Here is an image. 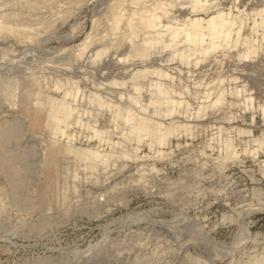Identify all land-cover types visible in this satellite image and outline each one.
Listing matches in <instances>:
<instances>
[{"label": "rangeland", "instance_id": "rangeland-1", "mask_svg": "<svg viewBox=\"0 0 264 264\" xmlns=\"http://www.w3.org/2000/svg\"><path fill=\"white\" fill-rule=\"evenodd\" d=\"M39 1L36 10L31 8L26 10L27 5L21 8L12 4L7 6L20 8H18L20 12L18 18L21 19L18 22L24 20L25 23L34 24L33 26L40 21L49 23L46 29H40L39 35L34 36L31 43L17 40V36L13 33L0 36V71L2 70L3 76L13 78L21 77L23 73L24 75L32 73L41 80V89L54 96H60L61 93L59 90H54L52 83L56 80L53 79L56 77L63 82L68 77L71 80H78L79 88L86 93L98 89L102 96L111 101L129 104L126 97L132 91H126L127 85L113 86V88L111 86L113 91L104 86L113 77L118 78L119 81L127 80L122 79L120 73H117L119 70L110 64L112 58H120L121 54L108 53L106 57L110 60L109 63L100 61L95 65H91L84 56L82 59L75 56L78 48L76 45L82 43L84 38L89 37L94 41L98 38L97 35L100 37L101 32L104 34L107 24V20L104 21V18L107 19L105 9L109 1ZM171 1L175 3L171 12L176 15L178 22H181L189 14L185 13L182 9L183 5L177 3V0ZM216 1L218 7L226 11L231 10L237 19L239 17L240 20H237L239 23L234 28H238L237 30L242 33L241 37L252 39L257 48L255 47L256 49L250 52L247 58L237 56L238 51H243L242 44H238L237 47L219 48L210 58L201 60L197 64L171 60L169 50L164 49L159 53L164 59L160 63L167 73L174 74L178 79L181 77L179 80L187 85L189 91H184L182 96L191 107H195L197 102L205 99L203 96L208 93L205 88L209 86L215 87L214 93L213 89H210V93L213 94L211 93L208 99L211 100L215 98L217 89L232 88L240 89L242 92L233 97L228 93L229 91H225L226 103L214 109L208 108L205 117L199 120L188 121L199 126L194 127L192 133H179V138L178 135H174L166 145L160 147H148V139L138 144L131 141L126 144V148L139 157L132 156L133 159L119 157V160L116 158L117 160L107 165L108 167L102 170L101 167L95 169L96 172L87 170L84 173L83 170H79V179L75 180V184L78 185L76 191L72 187V179L67 180L70 188L66 193L65 207L70 206L68 211L59 200H54L50 208H47L48 201L45 202L43 193L47 181H44L43 175L36 178L35 172L31 173L28 178L30 184L25 191L26 195L32 198V201L27 203L31 207L30 210L20 209L9 201V197L4 196V200L8 202L5 212L0 214V264H133L134 258L141 260L149 253L153 254H149L150 256H155L156 261L142 264H185L195 259L197 264H253L252 261L258 258H263L262 264H264V112L262 114L264 38L261 40L264 27L257 25L252 29L253 22L257 19L258 23L261 19L257 10L264 11L261 10L264 8V0ZM151 2L153 1L148 0L146 4ZM21 9L23 12L20 11ZM21 15L25 16L21 17ZM96 22L98 26L95 25ZM53 23L54 25H51ZM46 34H49L46 41L36 42ZM88 50L86 55L90 53ZM50 79L52 80L49 81ZM147 93L148 91H141L143 102L148 101ZM3 101L0 103L2 117L11 119L21 115L18 108L7 104L8 101ZM229 102H232L231 105ZM80 103L87 105L85 100ZM174 114L173 119L185 121L181 113ZM177 115L179 118L176 117ZM89 116L95 119L94 115ZM89 116L86 114L83 119L87 120ZM107 117L108 113L103 109L97 113V120L94 123L110 129L111 124ZM89 119L93 122L90 117ZM234 128L239 131L238 134ZM27 129L34 128L28 126ZM70 129V134L76 136L74 142L77 145H86L89 142L91 146L98 145L99 140L96 137L89 138L88 142L82 136L86 132L91 134L89 128L86 130L84 126L72 124ZM218 129H221L220 132ZM34 130L38 133L31 137L29 134L26 135L22 143L26 142V146L35 148L36 154L33 155L34 157L30 156L29 162L33 164H31L32 168L37 169L40 167V151L47 131L42 126ZM247 130L250 134L248 132L246 134ZM110 137L113 142L122 139L120 134L118 136L117 130H113ZM144 141L145 144L142 143ZM224 141L233 142L231 144L232 149L235 147L234 157L232 156L234 159L226 156L224 158L226 153L223 149ZM101 146L109 148L106 142H102ZM134 146H137V149ZM158 149L162 151L156 154ZM241 149H244L245 153L241 152ZM219 155L220 159H217ZM220 161L223 163L221 164ZM146 169H151V175ZM139 173H144L146 178L142 183L137 180ZM51 175L55 182L57 177L55 171ZM94 179L96 181H93ZM52 184L53 192L57 193L56 184ZM33 190L35 193L27 194L28 191ZM254 190L257 195L253 193Z\"/></svg>", "mask_w": 264, "mask_h": 264}, {"label": "bare ground", "instance_id": "bare-ground-1", "mask_svg": "<svg viewBox=\"0 0 264 264\" xmlns=\"http://www.w3.org/2000/svg\"><path fill=\"white\" fill-rule=\"evenodd\" d=\"M38 1L36 0H0V36L4 34L13 33L17 36V40L20 39L21 41L25 43L26 42L31 43V40L34 39V36L39 35L41 28L46 29L48 27L49 22L48 21H44V22L37 21L38 22L37 23L33 21L34 23H37L36 26H33L34 24L33 25L29 24V22L25 23L24 20L23 22L22 20L18 22V20L21 19V18H18V16L20 15V12L18 10L19 7L14 9L15 6L13 8L12 7L8 8L7 6L9 4L17 5V6L19 5L21 8L23 5H27L26 10L28 8H31V10L32 9L36 10L35 7L37 6V4H40V1L39 2ZM71 1L73 0H70V2ZM108 1L109 2L107 6L105 5L106 6L105 10H107L106 12L107 19L104 18L105 19L104 21L107 20L106 21L107 24L105 27L106 30L104 31V34L101 32L100 37L97 35L98 38H96L94 41H92L89 37L84 38L85 40L82 43L80 42V44L76 45V47L78 46V48L76 49L75 56L80 59H82V57L84 56V58L86 57L87 61L91 65H95L97 62L100 63V61H103V62L107 61L109 63L110 60H107V57H106L108 56V53L113 54V55L121 54L122 57L120 58H117V57H115L116 59L112 58L113 64L112 63L110 64L113 65L115 69L119 70V72L117 73H120V75L122 76L121 77L122 79L125 78L127 80L119 81L118 78L116 79L113 77L111 78L112 80L104 84V86L105 88L111 89L110 88L111 86L113 88V86H124L125 87L127 85L128 88L126 91H132L129 94H127V97H126L127 100L129 101V104H122L119 102L111 101L108 98H105L104 95L102 96L100 94L101 92L99 93L98 89H97L98 92L89 91L87 92L88 93L87 94L85 91L79 88L77 84L78 80L77 81L74 79L71 80L68 77H67L68 79L65 78L66 80L63 78L65 81V82L63 81L64 83L61 82V79H58L56 77L55 79H53V80H56L55 82L53 81L52 83L54 90H57V91L59 90L61 93L60 96H54L50 93H45L41 89V85H40L41 80L37 78L38 76L36 77L32 73H29L26 75H24L25 73H23V76L21 77L10 78L8 76H3V74L1 73L2 71L1 70L0 71V103L3 100L8 101L6 103L7 104L9 103L10 106L18 108L21 112L20 113L21 115L20 116L16 115L15 117L11 119L4 118L0 115V214L5 212L6 205L8 202L7 200H4V196L9 197L10 199L9 201L15 206L19 207L20 209L23 208V210H26V211L31 209L30 205L28 206L27 203L32 201V198L31 196L26 195L25 191H26V187H28V185L30 184L28 182L30 179L28 178H30L29 176L33 172H35L36 178L37 176L39 178V176L43 175L44 181H47L43 187L45 202L48 201L47 204L49 205L47 206V208H50V205H52L54 200H59L62 203V205H64L65 207V203L67 200L66 193H67V190L70 188L67 180L72 179L71 181L72 187L76 191L78 185L75 184L76 183L75 180L79 179V176H78L79 170H83V172L87 170L95 171V169H98L100 167L102 170V168L108 167L107 165L111 164L112 162H115L116 158L118 159L119 157H121V159L123 158L130 159L129 157L136 155L135 153L134 154H132V152L130 153L126 148L127 147L126 144L131 141H135L138 144L142 140L148 139L147 141L149 145L148 147L150 148H152L153 146L160 147V146L166 145L169 142L170 138L174 135H178L179 133H182V132L192 133V130L194 129V127L198 128L199 126L197 123L191 124L188 121H192V119L199 120L205 115L206 110L208 108L214 109L215 107L226 103L225 91H229L228 93L233 97L238 96L240 94V91H241L240 89L229 88L228 90H225L219 87L221 89L216 90L218 92L215 93V98L211 100V99H208L210 94L212 93V92L210 93V89L211 90L213 89V93H214L215 87L212 88L211 86H209V88L207 87L205 88V91H208V93H206L203 96V98L205 99L201 101L200 100L201 98H200L199 99L200 101L197 102V105L195 107H191L188 101L185 100V98H183L182 96L184 94L183 93L184 91H189V88L187 87L186 84H184L183 82L179 80L181 77L178 79L177 76H174V74L170 72L167 73L162 68L163 65L160 62L164 61V59H162L159 56V53L165 49V50H169L171 54L170 55L171 60L176 59V60H181L182 62H185V63L197 64L201 60L210 58L216 49L237 47L238 44H242L244 46L243 51L241 52L238 51L237 56L247 58L248 57L247 55L250 52H252L254 49H256L257 47L255 45V42L252 39L247 38V37H241L240 34L242 33H240V31L237 30L238 28L237 29L234 28V26L236 24L238 25L239 23V22L237 23V20L239 19V17L237 19L236 15H233L231 10L226 11L225 9L218 7L216 0L214 1H211V0H177V3H180L183 5L182 9L185 10V13L189 14L181 22H178L176 15H174L171 12L172 7L175 5V3L171 0H152L153 2H151L150 4H146L148 0H108ZM46 2L44 1V3ZM56 3H55V6H56ZM62 5H64V3ZM75 6L77 7L78 5H75ZM65 7H66V4H65ZM54 8H51V9H54ZM262 9L264 8H261V10ZM23 10H24V7H23ZM20 11H22V9ZM258 12L261 15L260 16L258 14V16L261 17V19L258 18L260 19V21L258 20L259 21L258 23L256 22L257 19L256 21L253 22L252 29H255L257 25L264 27V11L257 10V13ZM64 13L62 14L63 16H64ZM51 14H52V10H51ZM25 15H21V17ZM30 15L32 17H35L32 14ZM57 15L59 14L57 13ZM27 17H28L27 19H29V16ZM59 17L61 16L59 15ZM97 23L98 22H96L95 24L96 26H98ZM241 23L239 25H241ZM92 24H94L93 21H92ZM51 25H54V23ZM96 31H100V30L96 29ZM261 35H262L261 40H263L264 31H262ZM107 36L108 38H106ZM48 38H49V34H46L42 36L41 38H38L36 42L40 43V42L46 41ZM256 40L257 39H255V41ZM87 49L90 50V51L88 50L90 52L88 55H86L88 53V52L86 53ZM76 57H75V60H76ZM66 58L67 57H65V59ZM66 69H68V67ZM217 79L220 80V78H217ZM51 80L52 79H50L49 81ZM111 91H113V89H111ZM141 91H145V92L148 91L147 94L149 97H148L147 102L142 101ZM117 95H121V94H117ZM82 100H85L87 104L86 106L81 105L80 102ZM245 101L246 100H244V102ZM2 103L4 104L5 102L3 101ZM231 103L232 102H229L230 105ZM103 109L104 111L108 113L107 119L111 124L110 129L99 126V125L97 126L94 123L97 120L96 119L97 113L99 111H102ZM175 112L181 113L182 116L185 118V121L173 119V114ZM263 112L264 110L262 111V114ZM86 114H88V116L94 115L95 119H92V117L89 116L93 120V122H91L89 117L88 119L86 118L87 120H85V118L83 119V116ZM98 115H101V114H98ZM176 117H178V115ZM166 119H168V121H166ZM103 122L105 123V121ZM72 124H79L80 126H84L86 127V130L87 128H89L91 131V134L89 135L86 132V134L84 135L82 134V136H84V138L87 139L86 141H88L89 138L96 137L99 140L98 145L91 146L89 144L90 140L88 141L89 142L88 144L86 143V145H81V144L77 145L74 142V140L76 139L75 138L76 136L73 134H70L69 132V129L72 126ZM28 126H32L34 129L39 126H42V128L45 131H47V136L45 139H43V145L40 151V156H41L39 158L40 167L38 166L39 168L37 169L36 168L34 169V167L32 168L31 167L32 163L30 164L29 162L30 156H33L34 154H36L35 148H32L31 146H28V145L26 146L25 145L26 142L24 144L22 143L26 135L29 134V136L31 137L34 134L36 135L38 133V132L36 133L34 129L28 130L27 129ZM236 129L234 128L235 131ZM113 130L118 131V136L119 134L121 135V138H122L121 141H115V142L112 141L110 137V133ZM222 131H224V129ZM248 131L249 130L246 131V134ZM238 132L236 134H238ZM179 136L180 135H178V138ZM260 139H262V135ZM244 141L243 143H246ZM252 141L254 142V139ZM102 142H106L109 148L102 147L101 146ZM224 142L225 143L223 144L225 145V148H223L222 146V148L226 151V153L224 152L225 153L224 158L225 156L227 158L232 157V156L234 157L233 153L235 152L233 151H235L234 149L235 147L232 149L233 145L231 144L233 142L231 143L228 141H224ZM142 143L145 144V141ZM134 147H136L137 149V146H134ZM160 150L158 149L156 151L157 153L156 152L155 153L156 154H158V152L160 153L162 151ZM241 150H242L241 152H244V149H241ZM246 150L247 149H245V151ZM163 151H166V150H163ZM135 157H139V156H135ZM215 158H216V155H215ZM218 158L220 159V155L219 157L217 156V159ZM222 163L223 162H221V164ZM143 166H142V169H143ZM216 166L218 167V164ZM120 168L122 167L120 166ZM150 170L151 169H148L147 171L150 172ZM54 171H55V175H57L55 182H53L52 175H51V173L54 174ZM92 175H94V173ZM150 175H151V172H150ZM95 179L93 181H96ZM144 179H146L144 177V173H139L137 180L140 183H142L144 182ZM79 182L81 184V181ZM131 182L133 183V181ZM52 183L56 184L57 193L53 192L54 190H52V187L54 185ZM173 186H175V184ZM185 187L187 186L185 185ZM255 190L253 193H255ZM22 192H24L25 194H23ZM28 192L29 193L27 194H31V195L35 193L34 190L28 191ZM65 210L66 211L70 210V206H66ZM208 239H207V242H209ZM148 255H146L147 256L146 258H143L141 260L134 258L133 264H142L143 262L152 263L156 261L155 256H150V255H153L152 253L149 255V257ZM196 261L197 260L195 259V261L187 262L185 264H197ZM262 261H263V258H258L257 260L255 259L252 262L253 264H262L263 263Z\"/></svg>", "mask_w": 264, "mask_h": 264}]
</instances>
